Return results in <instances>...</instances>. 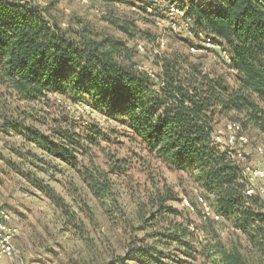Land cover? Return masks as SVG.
Returning <instances> with one entry per match:
<instances>
[{"label": "trees", "instance_id": "trees-1", "mask_svg": "<svg viewBox=\"0 0 264 264\" xmlns=\"http://www.w3.org/2000/svg\"><path fill=\"white\" fill-rule=\"evenodd\" d=\"M125 1L148 3L165 19L170 5L180 6L183 19L190 18L194 37L185 29L177 33L196 43H201L200 32L213 37L230 55L229 61L216 50L228 69H234V81L207 71L201 60L185 51L164 53L152 58L150 65L141 64L140 51L131 42L142 31L133 18L109 17L124 34L115 36L81 19L59 20L50 12L53 2L44 7L33 0H0V130L22 140L17 169L23 168L29 177L32 169L27 163L46 171L41 164L45 159L32 147L40 149L68 167L86 170L88 185L102 198L112 192V180L104 169L95 168L96 176L82 164L81 156L110 139L109 134L126 136L151 158L194 172L213 208L264 250V195L246 194L251 182L228 147L213 139L223 117L264 131V0ZM53 97L76 112L65 108L48 123L38 106ZM86 112L97 119L88 121L83 117ZM100 117L115 124L105 131L97 121ZM85 120L89 125L83 124ZM119 169L120 163L110 171ZM41 190L67 215L75 214L55 190ZM178 198L173 187L164 185L149 202H140L136 230L144 233L133 235L129 253L136 264H194L200 256L202 245L190 228L189 214L174 205ZM212 230L215 243L208 246V256L223 264H249L238 246L226 247ZM149 237L154 239L150 244ZM135 240L140 242L137 247ZM171 246L173 251L168 252Z\"/></svg>", "mask_w": 264, "mask_h": 264}, {"label": "rangeland", "instance_id": "rangeland-1", "mask_svg": "<svg viewBox=\"0 0 264 264\" xmlns=\"http://www.w3.org/2000/svg\"><path fill=\"white\" fill-rule=\"evenodd\" d=\"M33 1L44 7L53 2L50 12L59 20L68 22L71 18L81 19L103 34L124 36L109 17L133 18L142 31L137 41L131 42L136 43L140 51L137 59L141 64L146 65L152 58L164 53L185 51L193 59L201 60L207 71L234 81V72L228 69L215 50H202V44H197L196 39L193 42L183 33L167 28L148 3L138 6L125 0H89L88 4L78 0ZM155 1L158 4L162 2ZM96 9L105 13L99 14ZM193 44L198 46L196 51L189 48ZM38 107L39 113L47 116L48 123L65 108L76 112L69 103L54 101V97ZM75 108L80 112L83 110L79 105H75ZM83 117L88 121L97 119L87 112L83 113ZM75 119L81 120L80 117ZM97 121H101L100 125L105 131L115 124L107 123L104 117ZM232 122L241 124L238 120L223 117L216 129L224 131L227 124ZM83 124L89 125L86 120ZM241 127L248 141L240 148L250 163L264 168V156L256 152L258 145L264 147V131L254 125ZM109 135L110 139L101 140L100 145L89 148L86 155L81 156L82 164L94 171L96 176V170L104 169L112 180V192L101 198L88 185L84 175L86 170L68 167L34 147L32 149L37 155L45 159L41 164L47 170L42 171L37 164L26 162L28 169L32 170L30 177L25 175L23 168L17 169V148H24L21 138L15 133L4 135L0 130V207L9 211L12 222L19 227L15 239L16 246L21 250L18 260H24L25 264H136L133 254H129L132 251L130 245L133 235L141 236L144 231L136 230L138 219L135 213L141 208L140 202H149L157 191L168 185L179 193L174 205L189 214L190 228L196 231L202 245L198 248L200 256L194 264H223L216 256H208V246L215 243L212 228L226 247L238 246L249 264H264V250L255 247L233 220L223 217L213 208L211 198L202 190L194 172L170 168L141 151L128 137ZM118 163L121 169L112 173L111 167ZM258 182L253 185H264L262 181ZM44 187L64 197L70 205L68 208L73 209L75 214L67 215L41 190ZM185 198L194 206L191 212L182 205ZM204 203L210 207V211ZM153 241V238H147V243ZM139 244L135 240L133 247ZM167 251H173V246ZM16 261L8 263L15 264Z\"/></svg>", "mask_w": 264, "mask_h": 264}, {"label": "built area", "instance_id": "built-area-1", "mask_svg": "<svg viewBox=\"0 0 264 264\" xmlns=\"http://www.w3.org/2000/svg\"><path fill=\"white\" fill-rule=\"evenodd\" d=\"M82 3L88 4L89 0H78ZM99 14H103L104 11L96 9ZM169 19L162 18L160 21L164 23L169 29L173 31H180L182 29L186 30V33L190 37H194V32L190 29V18L183 19L185 11L180 6L170 5L168 8ZM200 38L202 44V50L211 49L220 51L223 57L230 61V55L226 49H224L221 44L214 40L210 35H206L203 32H200ZM164 44V41H161ZM199 44V43H197ZM141 49L142 46L139 44ZM198 48L197 45L193 44L190 47L191 51H196ZM150 72L152 70L147 67ZM233 72L234 69L231 68ZM88 108V106L86 107ZM226 131V132H225ZM213 139L216 143L220 145H226L228 147V154L236 161L237 165L241 168L243 173L246 175L251 184L247 187L246 194L251 196L258 191L260 194L264 195V185L254 186V182L262 181L264 183V168L253 165L249 162L246 155L244 154L242 148L243 143L248 141L247 135L242 131V127L237 122L228 123L226 129H218L213 133ZM241 147V148H240ZM256 152L264 156V147L258 145L256 147ZM201 201L203 198H200ZM184 207H188L191 210L194 209V206L185 198L182 201ZM206 205V209L210 211V207ZM19 227L12 222V217L5 208L0 207V261L8 260L14 261L17 259L15 264H25L24 260H18L21 255V250L15 244V239L19 234Z\"/></svg>", "mask_w": 264, "mask_h": 264}, {"label": "crops", "instance_id": "crops-1", "mask_svg": "<svg viewBox=\"0 0 264 264\" xmlns=\"http://www.w3.org/2000/svg\"><path fill=\"white\" fill-rule=\"evenodd\" d=\"M0 264H9V263H8V260H3V261H0Z\"/></svg>", "mask_w": 264, "mask_h": 264}]
</instances>
